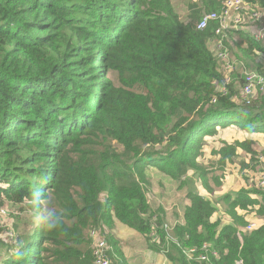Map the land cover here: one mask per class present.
I'll return each instance as SVG.
<instances>
[{
  "label": "trees",
  "instance_id": "trees-1",
  "mask_svg": "<svg viewBox=\"0 0 264 264\" xmlns=\"http://www.w3.org/2000/svg\"><path fill=\"white\" fill-rule=\"evenodd\" d=\"M223 1L198 0L179 16L147 0H0V210L28 200L31 212L16 216L14 245L0 241V264H94L86 233L99 225L114 264H130L119 232L160 264H264V222L246 230L249 213L264 219V187L215 200L221 210L185 189L173 235L148 194V168L180 187L192 169L209 189L198 163L206 136L231 126L264 140V90L249 103L240 92L242 68L264 76L257 23L246 13L225 36L218 20L197 27L199 4L220 12ZM220 39L229 59L218 56ZM251 144H227L223 158L239 146L259 160L264 148L255 158ZM190 248L206 259H188Z\"/></svg>",
  "mask_w": 264,
  "mask_h": 264
},
{
  "label": "rangeland",
  "instance_id": "rangeland-1",
  "mask_svg": "<svg viewBox=\"0 0 264 264\" xmlns=\"http://www.w3.org/2000/svg\"><path fill=\"white\" fill-rule=\"evenodd\" d=\"M197 1L198 0H147V3L151 7H156L157 5L162 4L163 6H161V8L165 11L170 7L173 11L177 12L179 16H184L188 15L189 4ZM198 7L202 8V15L207 12L204 5L199 4ZM237 43L238 42L235 43V48H232L233 53L238 50V47L236 46ZM110 73L113 75V78H118V75L121 74L116 70L111 71ZM90 102H92V100ZM254 135L262 134L250 133L249 131L239 129V127L237 128L229 126L216 132L214 136L219 138L218 140L212 139L211 136H206L204 138L206 144L204 145L201 156L198 157V163L202 168L207 169L208 171L207 178L209 189L204 188L201 179L196 173H194L192 169L188 170L187 175L184 178V181H186L183 187H180L177 181L172 180L154 168H148L146 170V172L149 174L151 182V185L148 186L149 198L151 203L155 205L156 203H161L163 205V208L166 211L165 220L168 226L167 230L171 234L174 223L176 221H181L183 217V208L185 202L182 200V198L185 193V189L192 188L194 191L202 193L217 205V210H221L220 204L215 202V200H223L225 195H230L233 197L240 189H251L252 187H256L258 184V175L262 170H264V163L261 160L254 159V161H257L253 164L254 161L250 158V153H246V151L239 146H237L235 156L232 158H223L225 146L227 144H235L237 141L241 142L247 139L252 141L251 147L255 148L256 150V155H254L256 158L259 153H262L258 148L263 145L261 140H264L262 137ZM255 140L258 142L257 144H255ZM260 155L262 154H259L257 157L259 158ZM242 161L253 164L254 169L242 170ZM214 176L218 177L220 183H217L213 179ZM187 182L188 185H186ZM210 190H212V192ZM30 215L31 212L29 211L28 200L20 205H14L7 202L0 210V241H2L6 246L14 245L16 243V227L14 226V222L17 221L16 216L25 218L29 217ZM250 215L252 216L253 213H249V216ZM250 223L252 226L256 225L255 219H250L248 225ZM248 225L246 226V230L250 229ZM94 228L98 230L100 236L106 239V236L103 233L104 228L102 225ZM90 229L91 228L89 227V230L86 233L88 238H90ZM118 238L119 247L122 249L130 264H160L158 255L154 254L148 249H145V242L143 240L137 239L135 235L131 237L128 234L119 232ZM91 245L94 248V238ZM0 249L2 251L0 252L1 260V258L5 256L3 254L5 247H1ZM106 256L111 261V263L114 264L113 260L110 259L108 252H106ZM113 257L115 258L114 254ZM161 264L164 263L162 262Z\"/></svg>",
  "mask_w": 264,
  "mask_h": 264
},
{
  "label": "built area",
  "instance_id": "built-area-1",
  "mask_svg": "<svg viewBox=\"0 0 264 264\" xmlns=\"http://www.w3.org/2000/svg\"><path fill=\"white\" fill-rule=\"evenodd\" d=\"M245 10V11H243ZM248 13V20L253 23H257L255 27H249L252 31L255 39L262 40L264 39V12L260 11L256 8L250 7L248 4L244 2V0H224L222 2V9L220 12H207L201 16L197 23L198 28L205 27L209 21L211 20H218L220 26L216 29V33L220 34L221 36H225L227 33L228 28H239L240 26L244 25L246 22L245 14ZM232 20H229L230 17ZM216 47H222L224 51L218 52V56L229 59V54L227 51V47L224 45L223 41L220 39L217 43ZM235 70L232 62L228 63V70L231 69ZM241 78H242V86L240 89L241 94L243 95L246 103H249L253 97H256L258 92L264 90V76L256 73L254 71L248 70L246 68L241 69ZM231 81V75L228 74L225 77V83H229ZM225 90V87L221 88ZM259 160L264 163V156L260 155ZM259 187H264V170H262L258 175V184ZM250 229L256 227V225L252 226L251 223L248 225ZM89 236L93 240L95 239V245L93 248V255H94V264H112L111 261L107 258L106 252L109 250V246L106 243L104 237L100 236L97 229L92 228L89 231ZM204 247L207 245L204 244ZM195 248H190L185 251L188 259H193V253ZM196 261H201L206 259V255L201 253L199 256L194 258Z\"/></svg>",
  "mask_w": 264,
  "mask_h": 264
},
{
  "label": "crops",
  "instance_id": "crops-1",
  "mask_svg": "<svg viewBox=\"0 0 264 264\" xmlns=\"http://www.w3.org/2000/svg\"><path fill=\"white\" fill-rule=\"evenodd\" d=\"M261 10L264 12V9H263V8H261ZM200 18H201V17H200ZM200 18H199V19H200ZM198 21H199V20H198ZM245 29H247V27H246ZM259 60H261V63L264 64V53H260V52H259ZM255 136L262 137V135H261V136H260V135H255ZM254 142H255V144L258 143L256 140H255ZM261 142H262L263 145H261L260 148L257 147L258 149H262V148H264V141L261 140ZM250 219H255L256 227H258L259 225H261V224L264 222V219L261 218V217H258V216H257V217H254L253 215H252V216H251V215H250V216L247 215V216H246V220H247V221H250Z\"/></svg>",
  "mask_w": 264,
  "mask_h": 264
},
{
  "label": "clouds",
  "instance_id": "clouds-1",
  "mask_svg": "<svg viewBox=\"0 0 264 264\" xmlns=\"http://www.w3.org/2000/svg\"><path fill=\"white\" fill-rule=\"evenodd\" d=\"M54 227H56V224H55V223H53V224H49V225H48V228H49V229H52V228H54Z\"/></svg>",
  "mask_w": 264,
  "mask_h": 264
}]
</instances>
